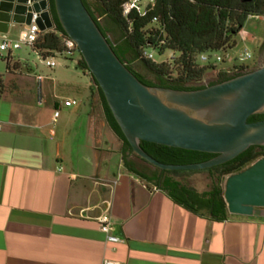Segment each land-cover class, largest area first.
Returning <instances> with one entry per match:
<instances>
[{"label": "crops", "instance_id": "obj_1", "mask_svg": "<svg viewBox=\"0 0 264 264\" xmlns=\"http://www.w3.org/2000/svg\"><path fill=\"white\" fill-rule=\"evenodd\" d=\"M12 10L0 0V45L26 26ZM6 56L0 50V264H264V209L215 222L181 207L126 171L106 120L79 104L54 122L60 97ZM35 90L39 106L52 101L48 112L33 110ZM107 211L119 243L100 228Z\"/></svg>", "mask_w": 264, "mask_h": 264}, {"label": "water", "instance_id": "obj_2", "mask_svg": "<svg viewBox=\"0 0 264 264\" xmlns=\"http://www.w3.org/2000/svg\"><path fill=\"white\" fill-rule=\"evenodd\" d=\"M10 1L15 24L30 25L37 13L43 32L56 26L50 0ZM54 6L63 30L76 43L140 158L161 170L203 171L226 164L251 147H264V121L248 122L264 114V66L200 90L150 87L116 55L83 0H54ZM142 142L216 157L197 164H164L147 154ZM224 188L230 214L253 216L256 209H264V158L228 176Z\"/></svg>", "mask_w": 264, "mask_h": 264}, {"label": "trees", "instance_id": "obj_3", "mask_svg": "<svg viewBox=\"0 0 264 264\" xmlns=\"http://www.w3.org/2000/svg\"><path fill=\"white\" fill-rule=\"evenodd\" d=\"M127 1L83 0L116 55L143 84L174 90L203 89L205 86L200 84L205 75L214 72L217 66L201 65L198 57L223 49L232 50L236 46V36L249 17L264 15V0H154L143 13L134 9L125 17L123 6ZM50 4L58 34L45 33L39 39L35 48L44 57L56 51L62 52V39L68 37L58 20L54 0H50ZM146 48L156 49L160 55L171 51L177 56L172 64L156 63L144 58ZM7 64L10 68V63ZM79 68L89 72L82 56ZM231 78L223 75L209 85ZM93 82L97 91L94 88L91 90L99 96L105 120L122 144L120 155L126 171L142 179L147 186L165 192L176 204L198 216L215 222L227 220L225 179L264 158V147H251L236 159L208 170H161L136 155L94 78ZM260 121H264V114L248 120L249 123ZM141 146L155 160L170 165L203 163L216 157L214 154L148 142H142ZM201 173H208L211 179L206 191H199L188 182L190 177Z\"/></svg>", "mask_w": 264, "mask_h": 264}, {"label": "rangeland", "instance_id": "obj_4", "mask_svg": "<svg viewBox=\"0 0 264 264\" xmlns=\"http://www.w3.org/2000/svg\"><path fill=\"white\" fill-rule=\"evenodd\" d=\"M144 1L147 2L148 0ZM262 16L264 17V15ZM235 41L236 46L226 54H222L223 57H225V64L218 68L225 65L232 67L235 64H242L239 62V58L242 55L249 53L252 56V59L244 63L248 68L246 70L244 69V73L254 70L253 68L257 66L260 61L264 60V19H256L254 16L249 17L242 31L236 36ZM153 54L156 63L168 62L172 64L173 60L171 59L176 58L177 56L171 51H166L163 55H160L158 51H154ZM14 60H20L22 64L28 65L37 75L45 79L44 86L48 85L46 92L48 91L49 96L55 93V95L60 97L61 101L65 100L67 97L78 100L80 102V107L91 110L93 114L95 113L97 118L99 116L103 124L106 125L99 96L97 92L95 93L91 90V88H94L97 91L92 75L90 72L87 71V73H85V71L79 68V62L81 60L80 52L72 58H58V67L55 69L46 67V65L42 63L40 57L28 48L16 51ZM18 66L20 65L18 64L16 68ZM142 73L147 74L144 71H142ZM220 77L221 76L217 75L215 72H209L205 75L200 85H209L211 82L218 81ZM38 98V91L35 90L34 103L31 105L35 112H48L49 109H52L53 104L51 103V100H48L49 97H47V100L49 101L50 106H39ZM44 99L46 101V98ZM79 106L74 108H80ZM60 109L62 112V110L68 108L61 105ZM111 134L112 139L116 138V141L119 140L114 133ZM188 182L199 191H206L211 185V179L208 173L194 175L189 178Z\"/></svg>", "mask_w": 264, "mask_h": 264}, {"label": "built area", "instance_id": "obj_5", "mask_svg": "<svg viewBox=\"0 0 264 264\" xmlns=\"http://www.w3.org/2000/svg\"><path fill=\"white\" fill-rule=\"evenodd\" d=\"M154 0H148L145 2L144 0H129L123 6L124 16L128 17L131 12L135 9L139 13H143L145 9L150 5L153 4ZM40 15L34 13L32 22L30 25H26L25 28L20 32L18 39H11L8 36H4L2 43L0 45V50L7 53L5 60L9 62L14 56L16 51H20L23 48L27 47L32 49L41 59L42 63L46 65V67L50 69H55L58 67L57 59L62 57L65 59L74 57L78 52L77 45L74 41H72L69 37H65L62 39L64 50L62 52L56 51L51 56H41L38 50L35 48L36 44L38 43L41 36L45 33H54L58 34L56 30V26L54 25L52 28L48 29L47 31L43 32L39 25L37 24V20L39 19ZM256 19H261L264 17L262 15L254 16ZM156 49L146 48L144 50V58L155 61L153 52ZM229 50L225 51L224 49L219 52H214L211 54H202L198 57V63L201 65H209L212 64L213 66H217V69L214 72L219 76H232L233 74H239L244 72V69H248L247 65L244 63L248 60L252 59V56L249 53L242 55L239 58V62L242 64L233 65L232 67L223 66L218 68L219 66L225 64V57H223V53H227ZM175 58L171 59L174 60ZM243 74V73H242ZM61 105H64L66 108H74L77 107L80 102L75 99H68L62 100ZM39 104L42 105V99L39 100ZM61 111L59 109H55L54 112V122H57L58 118L60 117ZM100 228L103 232L107 234L108 241L113 243L121 242V239L115 237L111 234L112 231V222L109 212H105L99 219ZM103 264H123L122 262L114 261V260H105Z\"/></svg>", "mask_w": 264, "mask_h": 264}, {"label": "flooded vegetation", "instance_id": "obj_6", "mask_svg": "<svg viewBox=\"0 0 264 264\" xmlns=\"http://www.w3.org/2000/svg\"><path fill=\"white\" fill-rule=\"evenodd\" d=\"M250 1H252V0H250ZM264 66V60H262V61H260L259 63H258V65L257 66H255L253 69L255 70V69H258V68H260V67H263ZM242 73H244V72H242ZM241 73V74H242ZM237 74H233L232 75V77H235ZM205 86V85H204Z\"/></svg>", "mask_w": 264, "mask_h": 264}]
</instances>
